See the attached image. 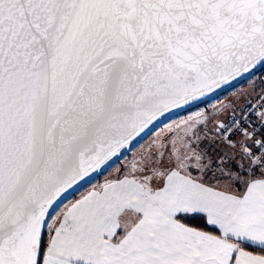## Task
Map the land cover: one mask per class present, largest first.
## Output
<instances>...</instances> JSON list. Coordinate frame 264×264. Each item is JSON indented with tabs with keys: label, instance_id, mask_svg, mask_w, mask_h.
<instances>
[{
	"label": "snow or ice",
	"instance_id": "6c2138e0",
	"mask_svg": "<svg viewBox=\"0 0 264 264\" xmlns=\"http://www.w3.org/2000/svg\"><path fill=\"white\" fill-rule=\"evenodd\" d=\"M262 70L264 0H0V264H264Z\"/></svg>",
	"mask_w": 264,
	"mask_h": 264
},
{
	"label": "rangeland",
	"instance_id": "374dc122",
	"mask_svg": "<svg viewBox=\"0 0 264 264\" xmlns=\"http://www.w3.org/2000/svg\"><path fill=\"white\" fill-rule=\"evenodd\" d=\"M258 75H259V73H258ZM244 87H246V85L241 84V85L237 86L236 89L230 90V93H225V95L233 94L235 91L242 90Z\"/></svg>",
	"mask_w": 264,
	"mask_h": 264
},
{
	"label": "water",
	"instance_id": "95a60500",
	"mask_svg": "<svg viewBox=\"0 0 264 264\" xmlns=\"http://www.w3.org/2000/svg\"><path fill=\"white\" fill-rule=\"evenodd\" d=\"M239 85H241V84H238L237 86H239Z\"/></svg>",
	"mask_w": 264,
	"mask_h": 264
},
{
	"label": "trees",
	"instance_id": "16d2710c",
	"mask_svg": "<svg viewBox=\"0 0 264 264\" xmlns=\"http://www.w3.org/2000/svg\"><path fill=\"white\" fill-rule=\"evenodd\" d=\"M262 71H264V70H262Z\"/></svg>",
	"mask_w": 264,
	"mask_h": 264
}]
</instances>
